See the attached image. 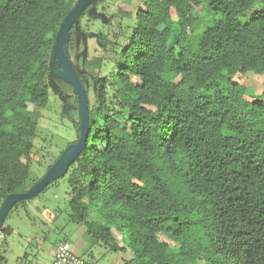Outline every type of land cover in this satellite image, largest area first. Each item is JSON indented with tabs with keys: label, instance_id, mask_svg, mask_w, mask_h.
<instances>
[{
	"label": "trees",
	"instance_id": "16d2710c",
	"mask_svg": "<svg viewBox=\"0 0 264 264\" xmlns=\"http://www.w3.org/2000/svg\"><path fill=\"white\" fill-rule=\"evenodd\" d=\"M76 2L0 0V205L54 163L29 184L37 120L51 105L52 45ZM141 3L131 34L132 1L92 35L95 54L76 69L89 133L62 177L69 220L122 264H264V0ZM84 17L96 14L79 19L88 37ZM236 75L262 76V92L247 100ZM12 232L0 231V264Z\"/></svg>",
	"mask_w": 264,
	"mask_h": 264
},
{
	"label": "rangeland",
	"instance_id": "374dc122",
	"mask_svg": "<svg viewBox=\"0 0 264 264\" xmlns=\"http://www.w3.org/2000/svg\"><path fill=\"white\" fill-rule=\"evenodd\" d=\"M134 2L135 9L123 26H130L127 36L131 34V28L136 25L134 19L138 7L142 6V0H104L102 4L95 8L96 18L84 17L81 21V28L87 34L97 35L107 32L109 22L113 25L117 20L110 21L120 4ZM206 21L202 27L211 24V16L201 12ZM175 21V17L173 16ZM241 20V19H240ZM118 44L127 45L125 39H120ZM97 40L93 37H83L81 33L74 35V45L70 46L68 41L65 44L67 57L72 62L75 69L82 72V62L84 58L93 56ZM111 60V58H110ZM117 60V59H116ZM109 65L105 64L101 70V75L106 74ZM53 71L61 73L58 63L54 64ZM234 80L246 87L245 98L252 101L263 90V77L259 75H236ZM91 83L88 78L84 85ZM51 105L47 110H43L38 118V138L35 145L41 148L33 153V164L29 176L31 179L39 177L47 164L55 162L60 154L68 146L78 139L72 120H78L77 101L73 95L72 87L63 80L55 78L51 82ZM62 107V110L60 108ZM31 109V106H29ZM58 110L57 113H55ZM61 113V114H59ZM43 148V149H42ZM41 157H46L44 160ZM42 166H40V164ZM69 187L66 178H60L48 185L41 193L34 198L27 200L23 206L14 208L9 212L4 225L12 228L13 233L6 240L8 264H51L53 254L58 244L66 240L75 255L81 256L88 264H122V254L111 253L102 246H93L85 235V229L81 225L72 224L69 220ZM117 239L120 236L115 233ZM159 240L167 243L170 247H176L175 243L160 235ZM1 241V236H0ZM1 243V242H0Z\"/></svg>",
	"mask_w": 264,
	"mask_h": 264
},
{
	"label": "water",
	"instance_id": "95a60500",
	"mask_svg": "<svg viewBox=\"0 0 264 264\" xmlns=\"http://www.w3.org/2000/svg\"><path fill=\"white\" fill-rule=\"evenodd\" d=\"M99 0H77L72 9L67 13L61 22L54 39L51 51V60L49 64V77L52 82L55 78L68 83L75 94L77 100L79 135L75 143L67 147L45 174L30 187L27 192L22 194H9L0 205V231L13 206L20 201H27L41 193L52 182L62 178L68 167L78 158L85 148L89 133V106L86 91L81 83L78 72L72 65V62L66 55L65 44L68 41L69 32L74 28L77 33H81L78 27L80 17L87 11L88 16L95 12V5ZM85 38L86 36L81 33ZM88 37H92L89 34ZM58 63L61 67V73L56 74L53 71L54 64Z\"/></svg>",
	"mask_w": 264,
	"mask_h": 264
},
{
	"label": "built area",
	"instance_id": "2783aa9c",
	"mask_svg": "<svg viewBox=\"0 0 264 264\" xmlns=\"http://www.w3.org/2000/svg\"><path fill=\"white\" fill-rule=\"evenodd\" d=\"M52 264H84V261L73 253L68 242L62 241L56 247Z\"/></svg>",
	"mask_w": 264,
	"mask_h": 264
},
{
	"label": "crops",
	"instance_id": "0c3cea01",
	"mask_svg": "<svg viewBox=\"0 0 264 264\" xmlns=\"http://www.w3.org/2000/svg\"><path fill=\"white\" fill-rule=\"evenodd\" d=\"M11 228V227H10ZM12 229V228H11ZM13 233V232H12ZM12 235V234H11ZM2 238H1V243H2ZM5 255H4V263L3 264H8V258L6 257L7 256V250L5 249ZM53 257H54V254H53ZM52 262H53V258H52V261H51V264H52ZM2 264V263H1ZM17 264H21V262H18ZM33 264V263H32Z\"/></svg>",
	"mask_w": 264,
	"mask_h": 264
}]
</instances>
